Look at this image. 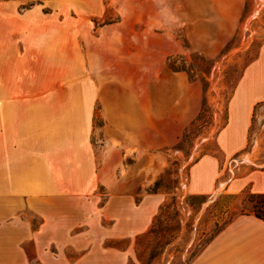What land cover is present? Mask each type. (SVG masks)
Wrapping results in <instances>:
<instances>
[{
    "label": "crops",
    "instance_id": "0c3cea01",
    "mask_svg": "<svg viewBox=\"0 0 264 264\" xmlns=\"http://www.w3.org/2000/svg\"><path fill=\"white\" fill-rule=\"evenodd\" d=\"M252 9L250 0H0V264H86L97 241L86 223H78L76 207L77 133L92 127V110H78L71 92L76 59L68 62L69 93L61 94V23L84 15L103 22L107 37L158 42L149 41L143 57L137 46L131 52L102 47L105 64L124 70L156 63L168 70L169 54L182 43L206 51L235 39L230 52H236L247 47L242 38L259 37L218 132L221 148L231 154L246 145L254 108L264 103V33L261 24L252 32ZM26 74L27 89L21 83ZM105 112L106 124L117 132L124 131V117L133 116L108 107ZM61 145L72 148L68 163L60 158ZM219 166L215 156L194 162L190 190L210 192ZM237 178L229 187L248 183L264 192V166ZM93 264L126 263L118 253ZM186 264H264V219L252 213L235 217Z\"/></svg>",
    "mask_w": 264,
    "mask_h": 264
},
{
    "label": "rangeland",
    "instance_id": "374dc122",
    "mask_svg": "<svg viewBox=\"0 0 264 264\" xmlns=\"http://www.w3.org/2000/svg\"><path fill=\"white\" fill-rule=\"evenodd\" d=\"M250 1L249 26L255 33L261 24L264 33V0ZM102 24L84 15L76 23H61V94L69 93L68 62L72 66L76 59L71 92H76L78 110H92V127L77 133L75 147L78 223H86L92 239L100 241L95 240L86 264L111 261L118 253H124L126 264H186L217 221L249 203L242 194L249 184L229 187V182L264 166V103L254 108L244 147L228 154L218 142L242 67L255 55L260 38H242L247 47L236 52H230L235 39L206 51L182 43L169 54L168 70L159 63L124 70L105 64L102 47L131 52L137 46L143 57L148 42H158L107 37ZM29 79L22 77L26 89ZM106 107L133 111L124 117V131L106 124ZM69 150L72 154V148L61 145L66 163ZM204 156L219 160L218 176L210 192L191 191L190 167Z\"/></svg>",
    "mask_w": 264,
    "mask_h": 264
},
{
    "label": "trees",
    "instance_id": "16d2710c",
    "mask_svg": "<svg viewBox=\"0 0 264 264\" xmlns=\"http://www.w3.org/2000/svg\"><path fill=\"white\" fill-rule=\"evenodd\" d=\"M242 194H244V200L246 202H249L247 205H243L238 213H252L262 219H264V192H256L252 191L250 187H246L242 189ZM236 211H231L224 217H222V222L217 221L216 225H218L212 232V234L209 236V238L206 239L204 243H200L199 247L201 245H205L212 237H214L224 226H226L230 221H232L235 216L238 214Z\"/></svg>",
    "mask_w": 264,
    "mask_h": 264
}]
</instances>
